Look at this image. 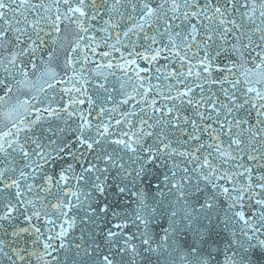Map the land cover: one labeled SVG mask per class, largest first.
I'll return each mask as SVG.
<instances>
[{
	"label": "snow or ice",
	"instance_id": "obj_1",
	"mask_svg": "<svg viewBox=\"0 0 264 264\" xmlns=\"http://www.w3.org/2000/svg\"><path fill=\"white\" fill-rule=\"evenodd\" d=\"M101 42L87 112L82 87L33 103ZM42 69L0 127V264H264V0H0V102Z\"/></svg>",
	"mask_w": 264,
	"mask_h": 264
},
{
	"label": "water",
	"instance_id": "obj_2",
	"mask_svg": "<svg viewBox=\"0 0 264 264\" xmlns=\"http://www.w3.org/2000/svg\"><path fill=\"white\" fill-rule=\"evenodd\" d=\"M54 219V218H53ZM34 223L38 226L41 227V230L45 233V235H49V229L52 228L54 229L53 232H51V235H55V232L59 231L60 224L55 223L54 225H50L46 222L44 217H41L38 221H34ZM58 243V241H53L54 246ZM29 247L31 248V241H29Z\"/></svg>",
	"mask_w": 264,
	"mask_h": 264
}]
</instances>
